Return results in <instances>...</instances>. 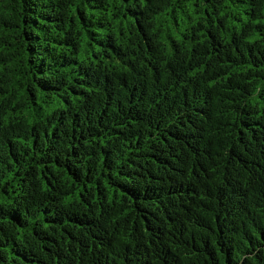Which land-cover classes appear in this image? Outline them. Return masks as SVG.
<instances>
[{
	"label": "trees",
	"instance_id": "1",
	"mask_svg": "<svg viewBox=\"0 0 264 264\" xmlns=\"http://www.w3.org/2000/svg\"><path fill=\"white\" fill-rule=\"evenodd\" d=\"M0 264H264V0H0Z\"/></svg>",
	"mask_w": 264,
	"mask_h": 264
}]
</instances>
